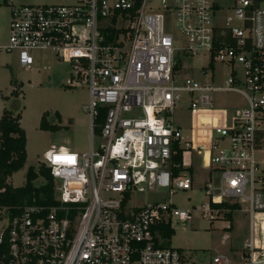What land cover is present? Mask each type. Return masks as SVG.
I'll return each mask as SVG.
<instances>
[{"label": "built area", "instance_id": "built-area-1", "mask_svg": "<svg viewBox=\"0 0 264 264\" xmlns=\"http://www.w3.org/2000/svg\"><path fill=\"white\" fill-rule=\"evenodd\" d=\"M10 4L0 49L26 68L38 50L68 61L67 86L89 88L91 139L86 151L61 145L42 161L54 178L55 204L0 207V244L9 245L0 264H191L171 246L174 222L232 221L237 210L250 225L242 264H264V0H232L242 25L225 21L219 0ZM202 53L206 77H180L178 55ZM216 61L229 66L221 82L208 75ZM229 91L248 107L227 123L228 109L215 102ZM184 94L191 136L172 118ZM100 106L107 110L96 134ZM193 152L217 175L205 182L207 203L182 207L172 196L195 190ZM209 264L236 263L223 252Z\"/></svg>", "mask_w": 264, "mask_h": 264}, {"label": "rangeland", "instance_id": "rangeland-1", "mask_svg": "<svg viewBox=\"0 0 264 264\" xmlns=\"http://www.w3.org/2000/svg\"><path fill=\"white\" fill-rule=\"evenodd\" d=\"M56 0H0V45L5 44L9 35L11 2L16 5H44ZM225 21L242 25L235 13L230 10L232 0H219ZM182 44V43H180ZM33 67L20 65L15 53H7L0 49V118L5 109L15 114L21 113V125L27 135V161L22 169L10 178L14 186L26 183L27 171L30 166L37 169L45 160L47 152L61 145L76 151H86L90 148L91 115L89 112V88L86 83L77 87L67 86L71 67L68 61L57 60L51 51L38 50L34 52ZM178 55L179 76L204 78L203 66L208 62V55L196 54L188 59ZM186 61V66L183 62ZM208 75L214 82H221L229 75V66L222 61H216L214 70ZM16 90L17 92H13ZM180 106L172 112L175 125L183 127L185 136H191L190 125L193 114L190 111L187 95H183ZM216 107L228 109L226 122L231 121L235 109L248 107L244 96L238 92H221L217 95ZM59 112L61 119L53 118ZM49 112V121L59 124L58 131L43 130L40 127L42 115ZM205 121L206 118L202 117ZM100 137L96 135V145ZM193 167L190 170L195 175V190L179 191L172 200L182 207L207 203L204 185L206 180L214 181L217 172H211L202 166L201 156L193 152L191 157ZM214 177V178H213ZM44 182L41 176L36 184ZM164 189L160 193H165ZM150 199L147 194L139 197ZM232 221L228 218H218L210 221L204 217L195 216L190 221H175L171 246L180 248L191 264H209L217 253H228L236 264H242L241 255L250 237L249 216L237 210ZM232 224V228H229Z\"/></svg>", "mask_w": 264, "mask_h": 264}, {"label": "trees", "instance_id": "trees-1", "mask_svg": "<svg viewBox=\"0 0 264 264\" xmlns=\"http://www.w3.org/2000/svg\"><path fill=\"white\" fill-rule=\"evenodd\" d=\"M113 33H118L117 30ZM114 35L108 36L109 40L115 38ZM178 68V67H177ZM13 92H17L14 90ZM107 108L100 106L98 115L94 118V132L101 133ZM49 112L42 115L40 127L43 130L58 131L61 126L49 121ZM21 113L15 114L9 109H5L0 118V207H11L21 209L25 205H47L55 204L56 187L51 169L43 162L37 169L30 166L27 171L26 183L23 186H14L10 183L13 174L22 169L27 161V135L26 130L21 125ZM61 119L59 112L53 114V118ZM180 157V156H179ZM44 178V182L36 184L39 177ZM232 219V214L228 215ZM232 228V226L230 227ZM169 236L174 231H167ZM8 242L0 244V260L5 261L8 256Z\"/></svg>", "mask_w": 264, "mask_h": 264}, {"label": "crops", "instance_id": "crops-1", "mask_svg": "<svg viewBox=\"0 0 264 264\" xmlns=\"http://www.w3.org/2000/svg\"><path fill=\"white\" fill-rule=\"evenodd\" d=\"M10 180V179H9Z\"/></svg>", "mask_w": 264, "mask_h": 264}]
</instances>
